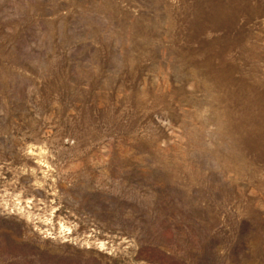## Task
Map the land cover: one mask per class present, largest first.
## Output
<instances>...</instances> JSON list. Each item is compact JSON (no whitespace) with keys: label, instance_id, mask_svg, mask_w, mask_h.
I'll return each mask as SVG.
<instances>
[{"label":"rangeland","instance_id":"374dc122","mask_svg":"<svg viewBox=\"0 0 264 264\" xmlns=\"http://www.w3.org/2000/svg\"><path fill=\"white\" fill-rule=\"evenodd\" d=\"M0 264H264V0H0Z\"/></svg>","mask_w":264,"mask_h":264}]
</instances>
